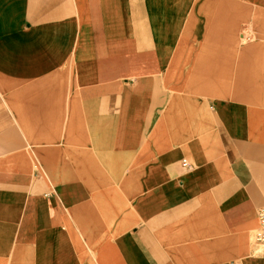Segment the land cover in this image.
Returning <instances> with one entry per match:
<instances>
[{
	"label": "crops",
	"instance_id": "1",
	"mask_svg": "<svg viewBox=\"0 0 264 264\" xmlns=\"http://www.w3.org/2000/svg\"><path fill=\"white\" fill-rule=\"evenodd\" d=\"M262 206L264 0H0V264H264Z\"/></svg>",
	"mask_w": 264,
	"mask_h": 264
},
{
	"label": "built area",
	"instance_id": "2",
	"mask_svg": "<svg viewBox=\"0 0 264 264\" xmlns=\"http://www.w3.org/2000/svg\"><path fill=\"white\" fill-rule=\"evenodd\" d=\"M183 161L185 165L190 164L186 158H184ZM258 223L259 226L254 231L253 239L264 247V206H262L258 211Z\"/></svg>",
	"mask_w": 264,
	"mask_h": 264
}]
</instances>
